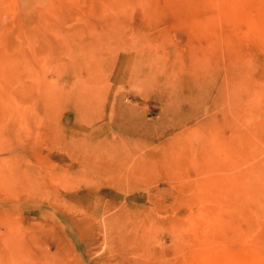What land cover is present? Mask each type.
I'll use <instances>...</instances> for the list:
<instances>
[{
	"label": "rangeland",
	"instance_id": "rangeland-1",
	"mask_svg": "<svg viewBox=\"0 0 264 264\" xmlns=\"http://www.w3.org/2000/svg\"><path fill=\"white\" fill-rule=\"evenodd\" d=\"M0 264H264V0H0Z\"/></svg>",
	"mask_w": 264,
	"mask_h": 264
}]
</instances>
